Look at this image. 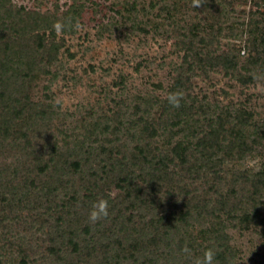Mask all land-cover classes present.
<instances>
[{"label":"trees","instance_id":"obj_1","mask_svg":"<svg viewBox=\"0 0 264 264\" xmlns=\"http://www.w3.org/2000/svg\"><path fill=\"white\" fill-rule=\"evenodd\" d=\"M156 2L163 4L156 27H171L166 32L179 40L182 62L164 98L137 97L127 128L137 142L117 149L120 114L113 139H101L110 125L104 120L100 128L98 119L92 129L83 127V137L60 130L59 143L49 128L51 106L33 101L29 91L37 73L58 59L63 39L56 41L54 25L72 34L82 8L72 4L58 16L0 0V223L9 230L14 213L24 230L43 233V264H194L207 249L215 251V264H239L226 222L263 220L264 172L251 176L240 163L264 149V122L244 108L198 99L189 73L220 67L245 85L263 71L264 0H255L247 22L229 25L234 0ZM181 8L204 17L183 26ZM135 9L126 4L129 14ZM217 37H245L241 69L233 53L209 49ZM170 93L181 95L179 107L169 103ZM110 186L120 195L106 194ZM100 198L108 201L109 216L92 223L89 214ZM5 242L9 259L3 260L0 245V264H37L21 244Z\"/></svg>","mask_w":264,"mask_h":264},{"label":"rangeland","instance_id":"obj_2","mask_svg":"<svg viewBox=\"0 0 264 264\" xmlns=\"http://www.w3.org/2000/svg\"><path fill=\"white\" fill-rule=\"evenodd\" d=\"M10 1L16 7L58 16L72 4L82 8L73 33L56 34V41L63 39L57 61L48 67L47 72L37 73L29 89L33 101L50 105L53 110L49 124L53 138L61 143L60 130H75L78 138L83 137L86 132L83 127L92 129V124L102 119L100 128L107 120L110 129L101 139H113V120L115 115L120 114L122 127L114 145L117 149L122 146L132 148L137 136L134 130L129 132L127 128L137 97L164 98L175 76V69L182 62L179 40L166 32L171 27H156V22L161 21L156 16L163 4H158L156 0ZM132 3L136 9L129 14L125 10L126 4ZM152 3L155 5L153 8ZM254 3L255 0H234L227 9L231 11V16L225 25L247 22L257 10ZM181 13L183 26L204 17L199 11L191 9L181 8ZM161 15L165 14L162 12ZM244 38L217 37L209 49L219 55L233 53L241 69L247 56ZM189 75L191 91L198 99L205 98L213 107L244 108L252 113L253 121L264 122V70L258 71L245 85L225 74L220 67L207 68L205 72L194 71ZM156 111L153 109L152 112L156 114ZM93 139L86 140V144L92 143ZM240 167L247 169L251 176L264 172V149L246 158ZM104 192L112 198L121 193L114 186L105 187ZM259 211L263 215L262 222L247 226L239 224L237 219L226 222L230 245L237 251L239 264H264V198ZM7 224L9 230L4 229L6 224L0 223V245H5L3 260L9 259L6 251L10 247L5 242L9 239L28 251L30 261L37 260V264H43L40 255L46 253L47 244L38 245L42 243L39 239H44L45 235L35 230H24L22 224H18V214H11ZM14 255L19 254L16 251Z\"/></svg>","mask_w":264,"mask_h":264},{"label":"clouds","instance_id":"obj_3","mask_svg":"<svg viewBox=\"0 0 264 264\" xmlns=\"http://www.w3.org/2000/svg\"><path fill=\"white\" fill-rule=\"evenodd\" d=\"M196 7H200V5L197 3L195 5ZM63 25L60 23H57L54 25L55 30L57 33L62 32ZM181 95L179 93H170L168 100L169 103L173 107H179V101H180ZM109 216V203L106 199L100 198L98 199L93 205L92 210L89 214V220L92 223H98L102 220H106ZM185 253L189 252V250L185 247L183 250ZM194 264H215V251L213 249H207L204 252V255L202 258H197L194 261Z\"/></svg>","mask_w":264,"mask_h":264}]
</instances>
